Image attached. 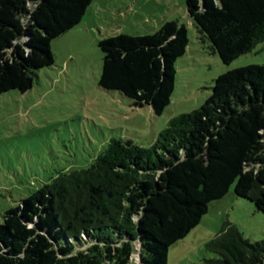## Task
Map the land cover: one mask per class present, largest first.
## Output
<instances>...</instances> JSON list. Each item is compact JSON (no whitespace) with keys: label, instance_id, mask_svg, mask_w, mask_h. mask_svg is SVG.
<instances>
[{"label":"trees","instance_id":"16d2710c","mask_svg":"<svg viewBox=\"0 0 264 264\" xmlns=\"http://www.w3.org/2000/svg\"><path fill=\"white\" fill-rule=\"evenodd\" d=\"M95 0H0V95L26 93L55 65L54 41ZM200 40L226 65L264 43V0H185ZM179 20L98 43L99 87L161 115L189 47ZM230 193L264 213V65L230 70L212 95L172 119L150 148L112 139L88 168L62 172L8 209L0 264H168L171 248ZM211 264H264V240L230 222L206 245Z\"/></svg>","mask_w":264,"mask_h":264},{"label":"rangeland","instance_id":"374dc122","mask_svg":"<svg viewBox=\"0 0 264 264\" xmlns=\"http://www.w3.org/2000/svg\"><path fill=\"white\" fill-rule=\"evenodd\" d=\"M95 16L110 37L155 33L163 17L188 29L189 47L177 62L171 104L161 115L136 107L117 91L99 87L103 54L98 44L80 48L68 59L66 45L52 44L55 65L38 72L26 93L0 95V223L4 213L62 172L88 168L112 139L150 148L169 122L202 107L215 81L230 70L264 65V43L226 65L200 40L185 0H97ZM160 29V28H159ZM101 31L102 28L100 29ZM104 31V32H105ZM230 222L251 241L264 240V213L234 193L215 201L200 225L175 244L168 264H211L219 256L206 249ZM141 264V247L133 256Z\"/></svg>","mask_w":264,"mask_h":264},{"label":"crops","instance_id":"0c3cea01","mask_svg":"<svg viewBox=\"0 0 264 264\" xmlns=\"http://www.w3.org/2000/svg\"><path fill=\"white\" fill-rule=\"evenodd\" d=\"M96 1L97 0H95L91 5L81 25L60 38V41H63L60 43H63V45H66L67 47L65 52L68 59L73 57L72 60H76V52H78L80 48L98 44L101 40L112 36L111 29L105 31L106 29H103L102 24L100 23V19L95 16V11L98 10ZM173 18L174 17L161 18L160 20H158L159 22L155 24L154 30H159V28L166 22L174 21L175 19ZM101 28L103 31L100 30ZM76 44L81 45L80 48L75 47Z\"/></svg>","mask_w":264,"mask_h":264}]
</instances>
